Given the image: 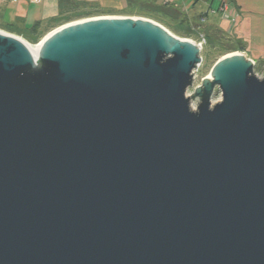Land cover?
<instances>
[{
  "label": "water",
  "instance_id": "water-1",
  "mask_svg": "<svg viewBox=\"0 0 264 264\" xmlns=\"http://www.w3.org/2000/svg\"><path fill=\"white\" fill-rule=\"evenodd\" d=\"M0 29V264H264V77L141 17ZM216 87L222 100L213 104Z\"/></svg>",
  "mask_w": 264,
  "mask_h": 264
},
{
  "label": "rangeland",
  "instance_id": "rangeland-1",
  "mask_svg": "<svg viewBox=\"0 0 264 264\" xmlns=\"http://www.w3.org/2000/svg\"><path fill=\"white\" fill-rule=\"evenodd\" d=\"M129 1H130L129 5L127 6L124 5L122 7H116V6L101 7L100 6L99 7L100 11H97V12H94L95 10L93 8L91 9L90 7H87V11L93 10V12L90 15L82 16L80 18L74 19V21L85 19V18H90V17H95V16H117V17L130 16V17L147 18V19H150V20H153L155 22L162 24L167 29H169L172 33L176 34L177 36L190 39L194 41L198 46L201 45L202 46L201 56L203 60L198 65L197 69L194 72L193 85L189 87L186 92V95L190 98V106L192 107L193 105V108H192L193 110H197L201 102V98L196 95L195 99H193L192 94L196 93L197 86L202 85L203 78L210 75L211 70L213 66L216 64V62L219 59H221L223 56H225L226 54H230L236 51L244 53L249 59L253 60L254 73L260 78L264 77V62L259 64V60H257L255 57L252 56V53L249 48L250 46H248V42L244 40L245 37H240V34L237 31V26L240 22V13H239V8H240V10H242V12L245 15L251 13V15L254 16V20H255L254 33L255 34H253L251 46L253 49L258 48V46L261 43L258 45V38H257L256 33L260 32L261 34L264 35V31L260 29V27L263 28V25H264V0H237L238 5L235 2V0H232L235 6V11L228 10L222 14L218 12H212V14L217 13L219 15L220 21H218V23H215V26L211 27L210 29L206 28L204 25L202 27H198V25H195L192 22L190 24L185 23V22L171 24L172 21L168 19V17L165 16L166 14L172 13L173 11V9H171L168 5H167L168 7L167 6L165 7V6L156 4V3H152L151 1L149 2L148 0H129ZM219 3L220 2L218 1V8H219ZM198 7H200V9H205L204 3H202ZM203 22L204 21L202 19L200 21V24L202 25ZM65 23H68V22L59 21L58 23H52L51 24V27L53 26L52 30ZM52 30H47L48 31L47 33H49ZM212 30L217 32L218 35L222 34L224 36L223 46L220 44L211 45L208 42L207 35H211L212 33L210 32ZM5 31H8V30H5ZM47 33H45L38 42H40L47 35ZM23 39H26V38H23ZM234 39L242 40L243 43H245L246 49L240 50L236 48L232 51L226 52L224 50L225 46L230 45V44H235L236 41ZM262 39L264 40V36H262ZM262 39L261 40L259 39V41L263 42ZM257 51L259 50L257 49ZM221 100H222L221 89L219 87H216L214 94L212 96V103L215 104Z\"/></svg>",
  "mask_w": 264,
  "mask_h": 264
},
{
  "label": "crops",
  "instance_id": "crops-1",
  "mask_svg": "<svg viewBox=\"0 0 264 264\" xmlns=\"http://www.w3.org/2000/svg\"><path fill=\"white\" fill-rule=\"evenodd\" d=\"M83 1L91 5L98 7H122L124 5H129V0H78ZM152 3H156L162 6H169L173 9L172 13H168L165 16L168 17L172 22L171 24H176L180 22L193 23L202 27L211 28L215 26V23L220 21L219 15L212 14L210 8L218 7V1L220 0H148ZM237 3V0H235ZM204 3L205 9H200V6ZM220 5V3H219ZM238 5V3H237ZM167 6V7H168ZM207 6V8H206ZM239 8V6H238ZM240 22L237 26V31L240 37H245L244 40L248 42L250 46V51L252 56L257 60L264 59V40L262 39L263 34L257 32L258 38V50L253 49L251 46V41L254 33V16L251 13L245 15L239 8ZM60 15V0H0V29L7 30L10 26H14L20 31H14L15 34L26 38L24 31L27 28L33 26L37 21L44 22L42 30L48 32L47 30H52L53 26L51 24ZM203 19V24L200 21ZM169 20V21H170ZM201 25V26H200ZM50 26V27H49ZM264 31L263 28L260 27ZM259 39L263 42H260ZM263 46V47H262ZM261 50V51H260Z\"/></svg>",
  "mask_w": 264,
  "mask_h": 264
},
{
  "label": "trees",
  "instance_id": "trees-1",
  "mask_svg": "<svg viewBox=\"0 0 264 264\" xmlns=\"http://www.w3.org/2000/svg\"><path fill=\"white\" fill-rule=\"evenodd\" d=\"M87 7H90L91 9L93 8L95 11H100V8L98 6L95 5H91L88 4L86 2L83 1H78V0H60V15L59 17L54 20L52 23H58L60 22H70V21H74V19L80 18L82 16H87L90 15L92 11H87ZM218 10V7L210 8V12H216ZM100 13V12H99ZM44 22L42 21H37L33 26L27 28V30L24 31L25 33V37L26 39H28L31 42H38L40 40V38L46 33L42 30ZM9 32H13L14 31H20L19 29H17L14 26H10L7 29ZM210 33H212L211 35H207L208 37V42L211 45H217L220 44L223 46V35H218L217 32H215L214 30H212ZM236 41L235 44H230L225 46V51H232L234 49H240V50H244L246 49L245 43H243L242 40L240 39H234ZM264 60L261 59L259 60V64L263 63Z\"/></svg>",
  "mask_w": 264,
  "mask_h": 264
},
{
  "label": "built area",
  "instance_id": "built-area-1",
  "mask_svg": "<svg viewBox=\"0 0 264 264\" xmlns=\"http://www.w3.org/2000/svg\"><path fill=\"white\" fill-rule=\"evenodd\" d=\"M228 10H234L235 11V6H234V3L232 2V0H230V1L229 0H220V5H219V8L216 12L222 14ZM199 47L202 48L201 45Z\"/></svg>",
  "mask_w": 264,
  "mask_h": 264
},
{
  "label": "bare ground",
  "instance_id": "bare-ground-1",
  "mask_svg": "<svg viewBox=\"0 0 264 264\" xmlns=\"http://www.w3.org/2000/svg\"><path fill=\"white\" fill-rule=\"evenodd\" d=\"M22 40L26 43V45L30 48L34 56L37 58L42 42L34 43L27 39H22ZM191 108H193V105Z\"/></svg>",
  "mask_w": 264,
  "mask_h": 264
}]
</instances>
